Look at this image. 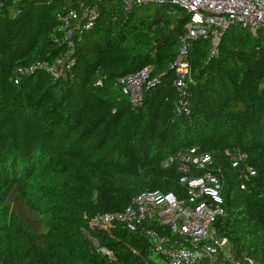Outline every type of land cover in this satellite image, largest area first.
Segmentation results:
<instances>
[{"label":"trees","instance_id":"obj_1","mask_svg":"<svg viewBox=\"0 0 264 264\" xmlns=\"http://www.w3.org/2000/svg\"><path fill=\"white\" fill-rule=\"evenodd\" d=\"M69 1L0 0V264H172L147 222L94 228L88 218L143 191L183 195L176 165L161 163L194 144L223 179L215 233L233 259L264 264V26L231 25L213 55L208 38L190 41L180 59L190 71L184 113L174 62L190 15L167 1L125 11L119 0H84L97 17L74 31L65 75L26 71L60 66L56 14ZM146 67L155 84L131 105L119 79ZM232 147L255 170L244 190L225 154Z\"/></svg>","mask_w":264,"mask_h":264},{"label":"built area","instance_id":"obj_2","mask_svg":"<svg viewBox=\"0 0 264 264\" xmlns=\"http://www.w3.org/2000/svg\"><path fill=\"white\" fill-rule=\"evenodd\" d=\"M123 10L136 5L170 2L190 15L185 32L178 38V54L174 62L176 78L174 85L179 92L177 110L189 112L185 98V78L189 77V65L180 60L185 55L191 40L208 38L210 54L217 51V45L224 31L233 24H240L256 33L264 26V0H119ZM65 11L58 12L56 18L63 33L65 50L57 60L60 66L45 62H35L26 71L42 69L53 80L65 75L63 58L74 51L71 37L77 29H88L97 17L95 6L84 0L69 1ZM150 68L127 74L119 79L123 92L131 105L141 104L144 90L154 86L156 79L150 78ZM232 167L240 168L239 188L244 190L255 170L246 164L247 153L238 147L225 149ZM163 167L176 165L180 174L179 183L185 193L177 196L171 192L143 191L121 210L98 212L94 219L100 228L122 223L135 229L147 222L146 236L154 249L172 264H243L233 259L228 237L215 233L213 223L224 214L220 195L223 179L220 167L212 171L211 152L194 144L162 161ZM245 264H258L248 260Z\"/></svg>","mask_w":264,"mask_h":264},{"label":"rangeland","instance_id":"obj_3","mask_svg":"<svg viewBox=\"0 0 264 264\" xmlns=\"http://www.w3.org/2000/svg\"><path fill=\"white\" fill-rule=\"evenodd\" d=\"M86 1V0H85ZM156 9V4H154V5H152L151 6V10L152 11H154ZM102 184H101V182H98L97 184H95L92 188H90L93 192H94V195H96V192H98L99 190H98V188H99V186H101ZM95 215L96 214H94L93 216H91L90 218H88V223H89V225L90 226H92V227H101V226H98L97 224H96V222H95V219H94V217H95ZM102 250H104V249H102ZM105 251V250H104Z\"/></svg>","mask_w":264,"mask_h":264}]
</instances>
